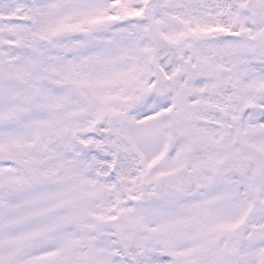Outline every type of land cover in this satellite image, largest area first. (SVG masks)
<instances>
[{
	"label": "snow or ice",
	"instance_id": "6c2138e0",
	"mask_svg": "<svg viewBox=\"0 0 264 264\" xmlns=\"http://www.w3.org/2000/svg\"><path fill=\"white\" fill-rule=\"evenodd\" d=\"M0 264H264V0H0Z\"/></svg>",
	"mask_w": 264,
	"mask_h": 264
}]
</instances>
